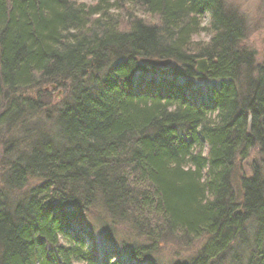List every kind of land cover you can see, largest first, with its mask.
<instances>
[{
    "label": "trees",
    "instance_id": "obj_1",
    "mask_svg": "<svg viewBox=\"0 0 264 264\" xmlns=\"http://www.w3.org/2000/svg\"><path fill=\"white\" fill-rule=\"evenodd\" d=\"M244 36L224 0H0V264H264ZM170 242L199 245L165 263Z\"/></svg>",
    "mask_w": 264,
    "mask_h": 264
},
{
    "label": "rangeland",
    "instance_id": "obj_2",
    "mask_svg": "<svg viewBox=\"0 0 264 264\" xmlns=\"http://www.w3.org/2000/svg\"><path fill=\"white\" fill-rule=\"evenodd\" d=\"M224 3L228 8L235 11L243 21L245 36L240 46L247 51L254 52L255 64H264V0H224ZM209 34L208 30L202 31L194 39L205 43L209 41ZM201 58L204 57H199L196 60ZM45 90H49V88L45 87ZM29 92L35 94L34 91ZM51 93L54 102L61 100L64 95L61 89L56 88ZM2 148V141H0V154ZM256 149H252L246 159L236 158L232 174L233 185L236 188L239 187V180L242 176H248L252 173L251 164L258 158ZM90 215L94 216V213L91 212ZM198 245L199 243L184 246L177 242H170L159 249V258L165 263H170L169 260L183 262L196 252Z\"/></svg>",
    "mask_w": 264,
    "mask_h": 264
},
{
    "label": "water",
    "instance_id": "obj_3",
    "mask_svg": "<svg viewBox=\"0 0 264 264\" xmlns=\"http://www.w3.org/2000/svg\"><path fill=\"white\" fill-rule=\"evenodd\" d=\"M144 61L151 65H156V66H160V65L164 66L167 64L166 61H161L157 59H145ZM195 70L198 74H205L207 72L208 65L205 58H201L195 61Z\"/></svg>",
    "mask_w": 264,
    "mask_h": 264
}]
</instances>
